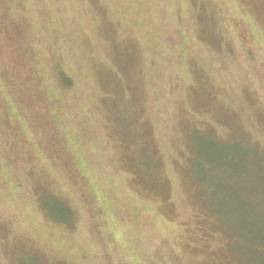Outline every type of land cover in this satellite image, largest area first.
Returning <instances> with one entry per match:
<instances>
[{
  "label": "rangeland",
  "instance_id": "374dc122",
  "mask_svg": "<svg viewBox=\"0 0 264 264\" xmlns=\"http://www.w3.org/2000/svg\"><path fill=\"white\" fill-rule=\"evenodd\" d=\"M17 1L0 264H264V32L239 0Z\"/></svg>",
  "mask_w": 264,
  "mask_h": 264
},
{
  "label": "trees",
  "instance_id": "16d2710c",
  "mask_svg": "<svg viewBox=\"0 0 264 264\" xmlns=\"http://www.w3.org/2000/svg\"><path fill=\"white\" fill-rule=\"evenodd\" d=\"M11 3H12V5L15 7L14 8V10L15 11H17V13L16 14H18L21 18H20V21H18V20H14V19H11V18H8V15H7V13L5 14V19H4V22H3V25H5V27L8 29H13V28H15V27H18L17 25L18 24H20V25H23V23H24V21L26 20V17H25V15L22 13V11L19 9V2L17 1V0H11ZM239 3H240V5L242 6V8L245 10V11H247L248 12V14L251 16V18L255 21V23L258 25V27L262 30V32H264V0H239ZM22 5V4H21ZM22 14V15H21ZM67 84V83H66ZM70 88L72 87V85H70V83H68L67 84ZM40 89V91H38V95H40V97L41 96H43L42 95V90H41V88H39ZM56 89H58V88H56ZM67 90H68V88H67ZM50 92V91H49ZM61 94H65V93H63V92H60ZM67 93V92H66ZM50 99V101L52 102V106H49L51 109H53L54 108V106L56 105V98H53V95H48V97H47V99ZM46 98H44V96L42 97V101H44ZM40 100H41V98H40ZM23 109H24V106H23ZM55 112L54 113H52V120H48V121H46V122H43L44 123V125H41V126H39V130L40 129H42V130H44V132L46 133V138L47 139H50V136H52L51 135V132L50 131H46L45 129H46V127H47V129H52L51 127V125H60V119H62V117H61V115H60V112H59V110L58 109H55L54 110ZM57 115V116H56ZM54 135V134H53ZM54 139H56V137L54 138ZM57 140V139H56ZM43 144L44 145H47L45 142H43ZM256 144V143H255ZM62 148L63 149H65V150H67L68 149V147L65 145V146H62ZM247 148V151H248V154L250 155V159H252V158H255V154H253V153H251V151L252 150H249L250 148L249 147H246ZM240 149L241 150H243V148L242 147H240ZM256 151H259L258 152V156L261 158V160H260V163H263V161H264V152L263 151H260L259 149H256ZM248 158H249V156H248ZM253 160V159H252ZM207 171H210L211 170V168L209 167L208 169H206ZM244 173L245 174H251V173H249V172H247L246 170L244 171ZM203 201V203H204V205H206V203H205V201H204V199L202 200ZM207 201H210V199H207ZM209 202H207V204H208ZM208 206L210 207L209 209H210V211H212V213H210L211 215H214V216H216L218 219H219V221H221V223H222V220H221V216H220V214L218 213L217 214V212L214 210V208H213V206H212V203L211 204H208ZM205 207H207V206H205ZM256 209V208H255ZM252 211H254V208L252 207V209H251ZM262 214H264V213H262ZM261 214V215H262ZM241 217V216H240ZM263 218H264V215L262 216ZM241 218H243V217H241ZM244 219V218H243ZM263 221H264V219H263ZM222 225H223V223H222ZM224 226V225H223ZM226 229H227V231L229 232V229L226 227V226H224ZM253 230V229H252ZM230 233V232H229ZM258 233V232H257ZM257 235V234H256ZM254 236L252 239V243H254L253 245H257V246H260V247H263L264 248V239H261V240H258L259 239V236L257 235V236ZM229 236H230V239L233 237L231 234H229ZM233 248V245H231L230 246V249H229V252H228V256L229 257H233V255H232V253H231V249ZM261 249L258 253H259V255H260V259H262L263 260V256H264V249ZM255 250V249H254ZM243 252H245V249L244 250H240V253H243Z\"/></svg>",
  "mask_w": 264,
  "mask_h": 264
}]
</instances>
